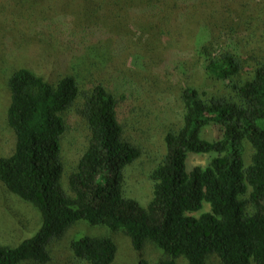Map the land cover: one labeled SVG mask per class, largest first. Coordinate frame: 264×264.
<instances>
[{
    "label": "trees",
    "instance_id": "trees-1",
    "mask_svg": "<svg viewBox=\"0 0 264 264\" xmlns=\"http://www.w3.org/2000/svg\"><path fill=\"white\" fill-rule=\"evenodd\" d=\"M131 5V11L159 24H169L171 17L185 24L191 18L200 23L199 32L210 35L208 19L222 7L217 0H134ZM262 9L257 21L248 18L250 29L237 39L227 37L215 46L208 33L196 36L197 67L218 89L181 88L182 125L164 136L166 153L149 175L153 193L146 207L123 190L128 168L141 158L140 148L124 133L125 96L96 81L86 89L72 75L50 84L28 69L16 70L8 81L7 109L15 147L0 158V183L37 211L40 226L17 246L0 244V264H47L49 245L80 222L124 234L136 253L155 247L163 254L158 264H208L210 255L220 264H264ZM175 53L179 58L172 67L184 69L181 75L189 79L184 56ZM72 112L88 125L90 140L69 176L70 195L61 184V137ZM206 127L214 128L215 140L201 137ZM245 143L252 148L246 167ZM190 154L212 157L207 165L187 170ZM203 203L210 210L193 216ZM70 249L87 264H112L117 252L105 235L78 234ZM138 264L149 263L140 259Z\"/></svg>",
    "mask_w": 264,
    "mask_h": 264
},
{
    "label": "rangeland",
    "instance_id": "rangeland-1",
    "mask_svg": "<svg viewBox=\"0 0 264 264\" xmlns=\"http://www.w3.org/2000/svg\"><path fill=\"white\" fill-rule=\"evenodd\" d=\"M133 2L0 0V158L10 156L15 147V136L7 124V109L10 103L8 81L16 70L28 69L50 84L66 75L74 76L86 89L95 81L103 83L118 97L125 96L124 133L140 148L141 158L128 168L123 190L129 198L146 207L153 193L149 175L166 153L164 136L182 125L181 88L184 85L203 86L213 92L218 88L210 86L204 79L203 72L197 67L198 58L192 53L196 36L208 33L203 29L199 32L197 26L200 23L193 24L191 18L185 24L178 23L171 17L169 24H159L153 16L148 18L131 11ZM217 2L222 7L208 19L212 23L209 24L212 34L207 35L215 46L224 38L244 36L250 29L248 18L254 16L257 21L256 14L264 8V0ZM184 25L189 27L188 30H184ZM263 51L264 48L260 50ZM175 52L184 56L181 61L190 70L189 79L182 77L184 69L172 67L171 61L179 58ZM67 124L68 130L61 137L64 165L61 184L71 195L69 176L89 144L90 130L73 112L68 116ZM201 137L212 141L217 134L213 127H206ZM251 155L252 148L245 143V167L250 164ZM211 157L190 154L186 168L205 166ZM209 210L210 206L203 203L202 209L193 216L198 217ZM39 226L37 211L0 183V244L17 246ZM78 234L111 238L117 248L112 264H138L140 259L158 264L163 259L161 251L151 245H146L139 254L124 234L80 222L49 245L50 261L47 264H87L77 260L70 249L72 239ZM207 262L220 264L214 255H210ZM178 264L186 262L179 260Z\"/></svg>",
    "mask_w": 264,
    "mask_h": 264
}]
</instances>
